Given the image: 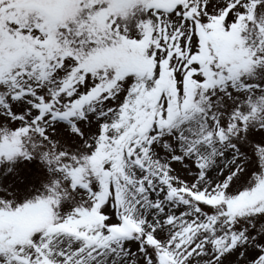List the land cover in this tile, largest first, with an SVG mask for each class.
I'll use <instances>...</instances> for the list:
<instances>
[{"label": "snow or ice", "instance_id": "snow-or-ice-1", "mask_svg": "<svg viewBox=\"0 0 264 264\" xmlns=\"http://www.w3.org/2000/svg\"><path fill=\"white\" fill-rule=\"evenodd\" d=\"M0 264H264V0H0Z\"/></svg>", "mask_w": 264, "mask_h": 264}]
</instances>
